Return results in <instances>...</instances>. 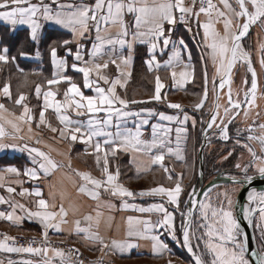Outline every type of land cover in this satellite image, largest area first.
Returning a JSON list of instances; mask_svg holds the SVG:
<instances>
[{
	"label": "crops",
	"instance_id": "1",
	"mask_svg": "<svg viewBox=\"0 0 264 264\" xmlns=\"http://www.w3.org/2000/svg\"><path fill=\"white\" fill-rule=\"evenodd\" d=\"M66 6L0 3V22L28 29L34 42L44 27L69 35L64 57L51 52L46 87L35 88L37 117L26 96L15 103L18 114L8 110V87L0 88V230L47 232L117 261H184L177 232L194 174L195 130L241 27L236 1L209 0L205 11L193 0H68ZM178 12L186 24L176 23ZM38 51L21 58L44 74ZM249 71L236 68L232 85L237 78L240 89L248 85ZM119 155L130 170L126 177ZM206 202L202 217L211 208ZM254 220L264 241V207ZM221 228H203L209 263L249 264L241 246L218 238L227 234ZM0 264L67 263L52 251L0 243Z\"/></svg>",
	"mask_w": 264,
	"mask_h": 264
},
{
	"label": "rangeland",
	"instance_id": "2",
	"mask_svg": "<svg viewBox=\"0 0 264 264\" xmlns=\"http://www.w3.org/2000/svg\"><path fill=\"white\" fill-rule=\"evenodd\" d=\"M11 1L12 0H0V3L7 2L9 4ZM31 1L34 4L40 3V2L45 3V2L49 1V3L51 4V7H53L54 2L57 1V3H59L58 9H64L65 7H67L66 4H67L68 0H56V1L55 0H31ZM245 4H246L247 10L249 12V15L252 18L255 17V19L259 23L261 29L258 26L254 27L252 29L251 33L249 34L250 37L248 36V38L245 41L246 45L245 44L240 45L239 54H237L236 58L234 59L232 72H231L229 81L227 82L228 85L226 84V82L224 80V76L226 73V70H225L224 75H221L222 77H219V82L217 84V88L220 89L218 92V98L216 96V89L214 91L212 89V91H210V92L213 94V97H211V99L209 100V104L206 107H203L204 110L206 109L205 110L206 111L205 116L203 117V115L200 114V117L202 116L203 121H202V127L200 129L198 127H196V130H195L196 144H195L194 174H193V177H192V179H191V181L187 187V191H189L188 192L189 195L187 197L185 204H183V207H182V209L184 210L185 213H187V204H188V201L190 199V196L192 195L194 190L198 187V185H195V184H197L196 181L199 184L198 173H197V171H198V149H199V147L202 143V140H203L202 139V129L204 128V125L207 121V118L209 117L211 112H214V114H215L214 120L219 118V116L221 115V113H222V111L226 105H229V107L227 106V109L230 110L229 113H232V111L235 110V108H236L235 105L238 104L237 102L239 101L240 97L243 96L242 92H244V90L246 89V86L247 87L249 86V88L251 87L252 83H251V74L250 73H248V76H247V82H249L248 85L247 84L243 85L242 89H240L241 87H239L238 78H237V81L234 83V85H232V78L236 77V75H235L236 68H238L240 65H242L244 69L249 70L248 65H247V60H245V58L246 59L248 58V56L246 57L247 54L250 56L251 61L253 62V65H254L255 70L257 72L259 89H260V84H263V86L261 87L262 88L261 93L264 92V11H263L262 7L260 6L258 0H245ZM258 6H259V8H258ZM255 8H257L259 10V14L257 13L258 16L255 14ZM4 10H7V9H4ZM240 22H241V26L244 25L242 23L243 22L242 17H241ZM9 29L11 30L12 33H15L17 30H20V29H11V28H9ZM21 29L27 30L30 41L35 45L34 52L31 54H27L25 52H22V50L20 49L19 52L11 55L6 48H4L0 45V73L2 70L1 65H3V64L4 65L9 64L8 65L9 69H7L6 71H7V73H10L9 76H7L5 78V80H3V81L0 80V88H2L4 86L8 87L7 89L9 92L10 102L4 103L8 110L18 114L22 110V107L16 106L15 103L19 99L20 96H26L27 99L29 100V102H31V104H29V106L32 108L33 115L35 117H37L38 114L40 113L41 109L39 107L38 100L36 98L34 99V91H35L36 86H38L40 84H43L46 87V85L44 83L49 81L50 73H49V70L47 72L43 70L44 74L43 73H38V74L34 73V70L37 66H35L36 63H33L31 61H29L31 63L30 64V67H31L30 70L28 72H25L24 69L21 66H19L18 59L23 57V56H28V57L35 56L36 50L38 48L39 51H38L36 56H38L40 54L39 55L40 59H43V57L45 55L48 56V64L49 65L46 66V68L47 67L50 68L51 52H52V50H54L55 52H57V51L55 49L51 48L48 51V55H47L46 53L43 52V49H41V47H40L41 40H42L43 36H45L46 30L48 29L47 27L42 28L43 31L41 30V32H40V38H39L38 42L37 41L34 42V40L31 37V32L28 29H25V28H21ZM67 43H68V40H67V42L63 43V45H65L63 47H66V49L68 46ZM4 51H6V52H4ZM1 52L6 53L5 59H1L2 58ZM57 55H59V54H57ZM59 56H60V58L64 57L65 52H62ZM41 65L43 66V61L41 62V64L40 63L38 64V66H41ZM43 68H44V66H43ZM226 69H227V66H226ZM12 72L24 74V75L23 76L13 75L14 73H12ZM12 81H14L16 84H12ZM25 83H27V85H28L27 89L24 88V86H23V84H25ZM29 87H30V90H29ZM57 88H59V86H57ZM59 90L62 91V89H59ZM262 97H264V95L261 96V98H260V96L258 97L259 99H261V101H259L256 105H255L254 101L252 100L251 103H253L254 106L253 107L250 106L249 108H247V110L249 111V113L251 115L250 118H252L254 116L256 111L259 112V114H260L261 110H264V105L261 107L258 106L259 103L260 104L263 103ZM215 103H216V106H214ZM251 103L249 102L248 105H250ZM159 109H164V107H160ZM201 109H199V110H201ZM213 109H214V111H213ZM262 115H264V111L262 112ZM242 119L243 120L241 122H244L243 124L248 123V121H249L248 117L243 116ZM214 120H213V122H214ZM214 128H215V126H214ZM210 129H209V131L211 133H213L214 131L210 130ZM220 135H221L222 140H225V137H224L225 133L221 132ZM214 138L215 137L208 139V141L213 142L215 146H213V145L207 146L204 149L203 158H205V155H206V157L209 159L210 156H212L211 155L212 152L214 153L213 156H215V154L219 151L218 152L219 157L217 156V159H219V161H217L213 166H211V165L209 166V164H208V169L216 168L215 169L216 171L217 170L218 171L225 170V172L226 171H232V169H234V166L237 163V155L236 154H237V149L239 150V148L236 147L237 145L236 146L235 145L230 146L229 144H225L224 142L223 143L220 142V145H218L217 143L215 144ZM232 145H233V143H232ZM229 150H234V153L230 152L229 157L225 158L223 160V162H221L220 160L226 155V153L229 152ZM76 158H78L79 162H82L83 164L86 163L85 157L82 158V156H77ZM122 158H123L122 156H118V158H117L118 164L122 163V161H121ZM233 159H234V164L230 165V163L233 161ZM248 159H250L249 153L241 155V159L239 160L240 164L244 163ZM207 162H208V160H207ZM119 166H120V169L126 168V167H124V163L119 164ZM261 170H264V168L261 165L257 164L253 167L252 171L255 172L256 174H259L258 172H260ZM126 172H128L127 169H126ZM203 177H204V172H203ZM211 179H212V175H211V177L207 178L204 181L208 182ZM240 189H241L240 186L233 185V184L220 185V186L213 188L211 191H209L206 194V196H204L202 203H201L197 213L195 214V216L192 220V225H191L190 234H189V240H190L191 246H194V244H195L196 250L198 252V254L196 253L197 256L199 258H200V256L206 258V262L208 264H210L209 263L210 258H209V254H208V252L205 249L204 244H203L204 241H203L202 233H203V228H207L209 225H211V223L216 224L217 226H222L221 229L225 230L227 234H225L224 236H220L218 238H223V240L230 243V246H232V245L236 246V247L241 246V248H240L241 249L240 250L241 255H242V257H244V251H243L242 244H241V235H240V230H239L237 219H236L235 206H234L235 198H236L238 192L240 191ZM206 201L210 203L211 208L208 209V211L206 213L207 215L205 217H202V215L200 213V208L204 204V202H206ZM248 201H249V205L246 207V210H247V208H251V207L256 208V209L263 208L264 207V192H257V193L252 192V193H250ZM185 217L186 216H184L181 219V222L179 225V230H178L179 233L177 232V235L180 234V229H181V226L183 224ZM256 225H257L256 221L254 220V222H253V233H254L255 238L257 236L256 235L257 232L255 231ZM231 229H234V232H233V235L230 234L231 235V237H230L229 236V230H231ZM0 233L12 235V236H14V235L26 236L29 234H35V233H26V232H7V231H3V230H0ZM197 237H198V240L200 241L201 245H198V243H196ZM179 242H180V240H179ZM0 243L5 245L6 247H9L5 244V242H3L1 240H0ZM12 248H14V247H12ZM180 248H181V246H180ZM182 252H183V250H181V253ZM91 255H92V257H96V258L113 260L118 264H161V263L192 264L185 253H184V255H185L186 259H184L183 257H182L183 259L179 258V259L184 260V261H180L178 259H168L167 258V259L160 260V261H153V262H151V261H138V262H134V263H129L126 261H117L111 257H106L102 254H96V255L91 254Z\"/></svg>",
	"mask_w": 264,
	"mask_h": 264
},
{
	"label": "water",
	"instance_id": "3",
	"mask_svg": "<svg viewBox=\"0 0 264 264\" xmlns=\"http://www.w3.org/2000/svg\"><path fill=\"white\" fill-rule=\"evenodd\" d=\"M237 4V9L241 15V17L244 20V25L239 27L233 36L232 44L229 52V58L227 62V69L224 76V80L227 84L229 81L232 68H233V62L237 54H239V47L242 45V42L249 36L251 33L253 27L258 26L259 23L257 20L252 18L249 15V12L247 10L245 0H235ZM260 6L262 7L264 11V0H258ZM241 56V55H240ZM247 65L251 73V92L254 95L258 88V79L257 74L253 65V62L251 61L250 56L247 54L246 57ZM228 85V84H227ZM219 88H216V96L218 98V92ZM248 92L245 94L242 103L239 105L237 112L235 115H233L226 124L222 127V132H228L227 128L229 124L232 123V121L238 116V114L241 112L242 108L244 107L247 98H248ZM216 106V103L215 105ZM214 111V109H213ZM214 112H211L206 127L204 128L203 134H202V143L198 149V180L199 184L198 187L194 190L192 195L190 196V199L187 204V213L186 217L184 218L183 224L180 229V243L182 246L183 252L186 254L188 259L192 264H204L202 260L197 256L195 251L193 250L190 240H189V234L190 229L192 225V220L197 213L202 200L206 194L211 191L213 188L220 186V185H230V184H239L241 186L240 191L238 192L236 198H235V213H236V219L238 223V227L240 230L241 235V244L243 251L248 259L249 264H264V253H260L259 249L256 245L254 235H253V220L255 215L259 212V208H247L249 205V195L252 192H264V178H262V175L252 176L245 180H239L232 177H226L223 176V173H219L216 176L212 177L211 180L208 182L204 181L203 172H204V158L203 153L204 149L209 145V136L211 133L208 132L209 127L212 125L214 120ZM219 132V131H214Z\"/></svg>",
	"mask_w": 264,
	"mask_h": 264
},
{
	"label": "flooded vegetation",
	"instance_id": "4",
	"mask_svg": "<svg viewBox=\"0 0 264 264\" xmlns=\"http://www.w3.org/2000/svg\"><path fill=\"white\" fill-rule=\"evenodd\" d=\"M243 22H244V20H243ZM259 28H260V25H259ZM246 39L242 42L243 45L244 44L246 45V42H245ZM262 86H263V84H261L260 89H259V85H258L257 91L254 95L251 92V87L249 88V86H248L244 90V92L242 94L243 96L240 97L239 101L237 102L238 104L235 105V107H236L235 110H233L232 113H229L230 110L227 109V106L229 107V105H226L224 107L221 115L219 116L218 123L216 124L215 128L213 129V131H219V132L211 133V136L213 135L215 137L214 138L215 144L217 143L218 145H220V142L221 143L224 142L225 144H229L230 146H234V145L236 146L237 145L236 147H238L239 150L237 149V154H236L237 155V163L234 166V169H232V171H226V172H225V170L214 171L213 172L214 175L212 177L216 176L219 173H223V176L232 177V178L239 179V180H245V179H248L252 176H257V175H262V178H264V170H261L260 172H258L259 174H256L255 172L252 171L253 167L257 164L261 165L264 168V118H263L264 115H262V112L264 110H261L260 114H259V112L256 111V113L254 114V116L252 118H250L251 115H250L249 111L247 110L249 102L251 103L252 100L253 101L257 100V99H259L258 98L259 96L261 98V96L264 95V92L261 93V89H262L261 87ZM247 92L249 95H248V98H247V101H246L244 107L242 108V110L238 114V116L232 121V123L229 124V126L227 128L228 132H226V134L224 135L225 140H222L221 135H220L222 132V130H221L222 127L226 124V122L233 115L236 114L237 109H238L239 105L242 103V100H243V98ZM259 107H261V106H259ZM243 116L248 117V120H249L248 123L243 124L244 122H241L243 120L242 119ZM232 143H233V145H232ZM229 152L234 153V150H229ZM247 153H249L250 159H248L244 163L240 164L239 160L241 159V155L247 154ZM233 185L240 186L239 184H233ZM240 188H241V186H240ZM253 222H254V220H253ZM255 231L257 232L256 238L254 237V239L256 240L255 241L256 245L259 249V252L264 253V250L262 249L263 244H264L263 236L261 235L259 230L255 229ZM253 235H254V233H253Z\"/></svg>",
	"mask_w": 264,
	"mask_h": 264
},
{
	"label": "trees",
	"instance_id": "5",
	"mask_svg": "<svg viewBox=\"0 0 264 264\" xmlns=\"http://www.w3.org/2000/svg\"><path fill=\"white\" fill-rule=\"evenodd\" d=\"M68 39H69V35L67 33L59 31V30L48 28L46 30L45 36H43V38L41 40L40 47H41V49H43V52L46 53L47 55H48V51L51 48L55 49L57 51V53L60 55L66 49V47H63V46H65V45H63V43L67 42ZM0 45L2 47L6 48L11 55L19 52L20 49L22 50V52H25L27 54H31L34 52V49H35V45L29 39L27 30L20 29V30H17L15 33H12L11 30L9 29V27H7L1 23H0ZM18 63H19V66H21L25 72H28L31 68L30 67L31 63L29 61H26V60L19 58ZM8 65L9 64L1 65V68H2L1 73H0V80L1 81L5 80V78L7 76H9V74H10V73H7V71H6L7 69H9ZM48 65H49L48 64V56L45 55L43 57V66L45 68L44 71H46V72L49 70V67L46 68V66H48ZM12 73H14L13 75H18V76L24 75V74H19V73H15V72H12ZM12 84H16V83L14 81H12ZM23 86L26 89L28 88L27 83L23 84ZM29 90H30V87H29ZM211 155L212 156H210V158H209L210 160L206 157V155L204 158V180L211 177V175L213 176L214 175L213 172L216 171L215 170L216 168L208 169V164H209V166L210 165L213 166L217 162V158H216V156H213L214 155L213 152L211 153ZM119 156H121V155H119ZM122 159L124 161H126L125 157H123ZM122 159H121L122 163H125ZM207 160H208V162H207ZM233 164H234V159L230 163V165H233ZM124 167H126L125 164H124ZM126 169H127V167L121 168V172H122L123 176H125V177H126V175H128V173H130V170L128 172H126ZM196 183L197 184H195V185H198L197 181H196ZM188 192L189 191H187V189H186V191L183 195V199H182V207H183V204H185V202L187 200V197L189 195ZM178 236L180 238V234H178ZM196 243H198V245H201L200 241L198 240V237H197ZM192 247H193L195 253L198 254L196 247H195V244ZM181 254H182V257L184 259H186L184 253L182 252ZM200 259L204 263H207L206 258L200 256Z\"/></svg>",
	"mask_w": 264,
	"mask_h": 264
},
{
	"label": "built area",
	"instance_id": "6",
	"mask_svg": "<svg viewBox=\"0 0 264 264\" xmlns=\"http://www.w3.org/2000/svg\"><path fill=\"white\" fill-rule=\"evenodd\" d=\"M195 7L200 11L209 8V0H193ZM187 22V16L184 12L176 14V23L184 25ZM0 240L5 242L9 247L26 249L30 251H53L58 254L67 264H118L113 260L92 257L79 249L76 245L69 241L55 239L47 232L22 235H8L0 233ZM169 264V263H161Z\"/></svg>",
	"mask_w": 264,
	"mask_h": 264
},
{
	"label": "bare ground",
	"instance_id": "7",
	"mask_svg": "<svg viewBox=\"0 0 264 264\" xmlns=\"http://www.w3.org/2000/svg\"><path fill=\"white\" fill-rule=\"evenodd\" d=\"M258 8H259V6H258ZM257 13L259 14V10L257 8H255V14L257 15Z\"/></svg>",
	"mask_w": 264,
	"mask_h": 264
}]
</instances>
